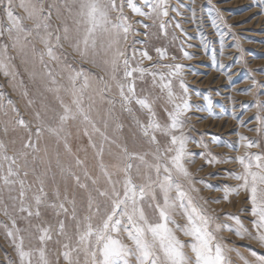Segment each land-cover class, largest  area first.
<instances>
[{
  "label": "snow or ice",
  "instance_id": "6c2138e0",
  "mask_svg": "<svg viewBox=\"0 0 264 264\" xmlns=\"http://www.w3.org/2000/svg\"><path fill=\"white\" fill-rule=\"evenodd\" d=\"M125 8L143 19L132 21ZM169 9V0H0V76L31 116L0 90V236L15 255L6 254L7 264H233L232 252L264 264V255L250 249L249 260L220 235L264 247V149L242 134L238 145L213 137L244 148L217 156L203 135L187 134L188 114H212L213 101L193 105L184 66L166 47H155V57L148 51L153 29L167 38ZM135 24L146 39L129 42L140 34ZM255 103L258 126L249 131L264 138V102ZM125 118L139 149L124 135ZM197 158L238 164V172L224 170L238 183L197 179L189 168ZM197 184L226 202L243 193L251 229L232 213L222 221L209 207L220 199L201 196Z\"/></svg>",
  "mask_w": 264,
  "mask_h": 264
},
{
  "label": "rangeland",
  "instance_id": "374dc122",
  "mask_svg": "<svg viewBox=\"0 0 264 264\" xmlns=\"http://www.w3.org/2000/svg\"><path fill=\"white\" fill-rule=\"evenodd\" d=\"M169 4V16L165 18L170 21L167 28L168 36L165 38L160 35L158 29H153L158 38L151 39L147 46L148 51L155 57V47H166L169 56L176 57L175 63L184 66L183 78L188 84L193 105L206 109L207 102L203 99L204 96H209L213 101L212 114L206 110L196 111L195 108L188 114L194 130L188 131L187 134L196 140L203 135L209 149L217 156L241 155L244 148L240 147L239 151H234L231 147L217 146L212 143L213 137H218L224 143L238 145L239 135L242 134L260 140L261 148L264 149V138L259 137L255 131H249L258 126L254 119L257 113L255 102H264V0H169ZM125 13L132 21L143 19L134 16L128 8H125ZM144 22L151 23L146 20ZM177 23L180 25L179 28L176 27ZM134 26L140 34L130 37L129 42L145 40V29L139 24ZM173 36L176 37L175 40ZM136 47L141 48L144 45L137 44ZM184 52L189 53L191 58H185ZM164 62L173 61L168 59ZM148 63L145 61V65ZM21 75L27 83V76L22 69ZM253 79L257 82L255 86L252 85ZM0 85L3 86L0 90L12 99L24 119L30 120V110L26 108L25 101L19 93L13 92L2 76ZM244 90L251 94H245ZM157 111L163 117L162 110L158 108ZM5 119L7 118L0 113V129ZM125 123L124 135L128 138L129 146L139 149L141 144L139 142L133 144L131 139L128 126L130 121L127 118ZM12 135L10 133L9 138ZM188 148L195 153L203 151L192 143ZM251 151L259 152L261 149L253 148ZM189 168L197 179H203L205 183L213 186H235L238 183L234 179L226 178L224 173L225 169L238 172L240 170L238 164L212 166L197 158ZM210 173L213 175H209ZM197 187L201 189V196L220 199V203H212L209 207L216 210L222 221L225 213H232L239 215L244 224L251 229V216L248 212L241 211L250 207L243 193L240 196L231 195L229 198L231 202H226L222 199V191H213L203 184H197ZM177 219L183 223L182 219L179 217ZM220 235L225 238L229 247L235 248L249 260L253 259L250 249L264 255V247L255 240L241 239L229 231H223ZM181 239L187 238L181 236ZM6 254L15 259L12 249L0 236V264H7ZM230 257L233 264H244L236 252L230 253Z\"/></svg>",
  "mask_w": 264,
  "mask_h": 264
}]
</instances>
